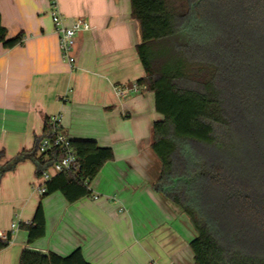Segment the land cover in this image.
Here are the masks:
<instances>
[{"label":"crops","instance_id":"obj_1","mask_svg":"<svg viewBox=\"0 0 264 264\" xmlns=\"http://www.w3.org/2000/svg\"><path fill=\"white\" fill-rule=\"evenodd\" d=\"M56 2L69 23L84 18L92 25L77 34L74 66L61 55L52 0H0L8 38L23 34L13 47L0 40L3 162L33 149L58 113L72 140H95L112 148L115 158L90 183L92 194L75 202L59 191L43 197L31 159L0 177V237L12 233L0 264H19L24 249L67 256L77 248L92 264H195L194 227L153 187L159 161L151 149L152 129L163 119L155 93L141 87L119 94L145 75L131 0ZM40 202L46 233L28 243L20 224L32 221Z\"/></svg>","mask_w":264,"mask_h":264},{"label":"trees","instance_id":"obj_2","mask_svg":"<svg viewBox=\"0 0 264 264\" xmlns=\"http://www.w3.org/2000/svg\"><path fill=\"white\" fill-rule=\"evenodd\" d=\"M131 0L140 24L137 51L145 75L137 83L155 93L163 119L153 124L151 149L159 161L154 189L187 215L196 231L195 264H264V0ZM218 7V6H217ZM227 23H223L224 20ZM0 40L8 38L0 14ZM52 137L49 119L35 147L3 160L0 177L27 159L41 177L64 153L39 152ZM80 168L46 182L43 197L61 192L69 202L92 194L90 183L115 158L95 140H72ZM20 226L28 243L45 236L42 202ZM12 233L0 237V251ZM19 264H92L81 248L67 256L24 249Z\"/></svg>","mask_w":264,"mask_h":264},{"label":"built area","instance_id":"obj_3","mask_svg":"<svg viewBox=\"0 0 264 264\" xmlns=\"http://www.w3.org/2000/svg\"><path fill=\"white\" fill-rule=\"evenodd\" d=\"M51 5V16L59 37L61 55L64 60L74 66L77 61L73 53L77 34L83 30L92 29V25L84 18H77L72 23H69L57 6L56 0H52ZM141 87L146 88L138 83H134L128 88L119 89V94L124 97L128 94V91L137 92ZM62 117L63 115L58 113L49 118L52 137L43 138L39 145L40 153H46L54 147H58L64 153V156L60 160L55 161L48 169L43 171L40 177L41 183L36 186L37 191L41 195L46 192V182L51 180L55 175L66 171L77 173L80 168L78 157L72 146V138L61 129Z\"/></svg>","mask_w":264,"mask_h":264},{"label":"rangeland","instance_id":"obj_4","mask_svg":"<svg viewBox=\"0 0 264 264\" xmlns=\"http://www.w3.org/2000/svg\"><path fill=\"white\" fill-rule=\"evenodd\" d=\"M218 0H204L203 3L201 4V6H199L202 10H207L208 14L211 15L212 12H214L215 10L220 12L218 3ZM218 6V7H217ZM223 23H227V20L225 19L223 21Z\"/></svg>","mask_w":264,"mask_h":264}]
</instances>
